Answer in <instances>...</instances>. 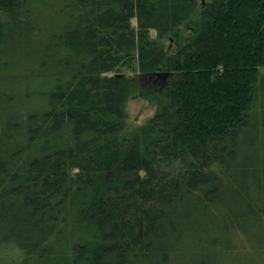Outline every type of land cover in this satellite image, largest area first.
I'll list each match as a JSON object with an SVG mask.
<instances>
[{
	"label": "trees",
	"instance_id": "trees-1",
	"mask_svg": "<svg viewBox=\"0 0 264 264\" xmlns=\"http://www.w3.org/2000/svg\"><path fill=\"white\" fill-rule=\"evenodd\" d=\"M201 1L0 0L17 264H264V0Z\"/></svg>",
	"mask_w": 264,
	"mask_h": 264
},
{
	"label": "rangeland",
	"instance_id": "rangeland-1",
	"mask_svg": "<svg viewBox=\"0 0 264 264\" xmlns=\"http://www.w3.org/2000/svg\"><path fill=\"white\" fill-rule=\"evenodd\" d=\"M211 0H205L204 2H209ZM203 3V1H201ZM203 3V4H205ZM132 26L135 28L137 26L136 21H132ZM183 31L181 34V38L186 37V35L190 32L186 27H182ZM151 38L157 39V32H151ZM182 40L179 42L182 43ZM164 45L169 51H174L178 48V40L175 35H169L164 39ZM119 73H124L127 76H134L136 72L133 69L123 68ZM165 81V79H164ZM146 87L149 86L148 83L145 84ZM150 94V93H149ZM156 111V107L152 102L150 95H144L140 97L133 98L128 103L127 108V130L128 132L133 131L137 128L145 126L151 118L154 116ZM9 249V248H8ZM0 264H17L20 259V253L16 247L10 248V250L5 251L4 249H0ZM4 251V252H3ZM3 252V253H2ZM241 257H246V253H240Z\"/></svg>",
	"mask_w": 264,
	"mask_h": 264
},
{
	"label": "water",
	"instance_id": "water-1",
	"mask_svg": "<svg viewBox=\"0 0 264 264\" xmlns=\"http://www.w3.org/2000/svg\"><path fill=\"white\" fill-rule=\"evenodd\" d=\"M202 1H203V3H205V2H204L205 0H202ZM168 75H169V73H165L163 76H164V78H165V77H167Z\"/></svg>",
	"mask_w": 264,
	"mask_h": 264
}]
</instances>
